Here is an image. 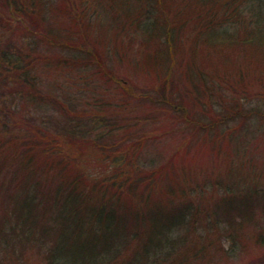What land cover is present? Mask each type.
<instances>
[{"label": "trees", "instance_id": "obj_1", "mask_svg": "<svg viewBox=\"0 0 264 264\" xmlns=\"http://www.w3.org/2000/svg\"><path fill=\"white\" fill-rule=\"evenodd\" d=\"M81 1L84 2L82 12L77 13L72 9L73 0H0V10L6 21L1 24L6 27L5 31L16 23L13 25L16 28L10 32L13 35L10 41L19 55L11 54L8 43L4 44L6 46L0 49V72L1 69L19 74L21 70L27 72L26 65L33 64L24 60V51L36 52L44 43L56 53L77 52V62L84 67L90 61L95 62L98 55L85 32L92 22V16L88 15L93 13L92 3L91 0ZM103 1L110 12L117 3L126 6L136 1L143 10L142 15L137 13V18L154 20L156 24L159 21L163 27L156 34L160 45L152 54L155 63L167 66V70L156 76L163 78L158 85L163 96L152 103L161 106L165 114L175 112L174 116L186 125L189 122L186 111L182 110V101L188 95L187 88L182 89L184 94L177 93L181 96L180 102L171 97L181 79L175 75L172 80L170 75L184 51L178 35L187 16L195 18L198 29L195 38L187 39L190 43L187 49H202L200 51L205 52L200 54L211 53L210 56L215 54L224 73L228 71L238 81H243L249 72L241 69L239 63L243 61L241 53L245 56L248 48L253 52L254 63H263V53L259 51L264 49V0ZM169 2L178 5V12L171 13L173 21L168 18ZM155 8L161 11L162 17L157 13L160 20L155 18ZM187 8L191 11L189 14ZM80 18L87 21L82 23L78 21ZM247 18L250 21H244ZM63 20L68 25L60 32L56 28ZM20 21L22 23L18 24ZM244 23L248 27L242 29L241 38L238 28ZM225 27H230L231 31ZM212 29H216L214 36H208L206 33ZM74 35L77 44H73ZM234 49L237 53L228 55ZM20 75L23 81L18 79L17 84L23 87L27 74ZM249 76L264 81V75L252 73ZM46 100L62 117L60 122L50 126L34 117L25 118L9 107H0L3 112L0 111V177L9 179L12 193L0 192V264H31L34 260L38 264H207L206 253H210V242L216 235L215 230H219L214 228V224L218 227V216L227 225L221 234H228L234 242L228 250L216 245L214 249L221 250L220 256L233 257L242 248L238 242L248 238L246 230L250 229V233H257L251 237L258 252L246 264H264V227L256 224V230H252L256 212L264 221V188H249V193L241 196L229 188L221 202L216 203V198L211 196V205L207 206L201 194L208 190L210 181L199 188L192 187L193 183L183 185L180 181L161 187L159 183L166 178L169 165L157 167V171L135 160L122 165L126 155L118 152L126 139L116 136L114 127L101 126L111 123L101 119V123L93 125L86 112H76V108L51 97L46 96ZM228 107L231 111L224 108L205 110L211 117L206 121L209 123L208 148L211 151L218 148V132L221 138H227L226 144L235 147L240 162L246 164L244 152L253 142L250 141V128L254 127L255 119L250 118L249 109L239 108L234 102ZM231 113L234 114L231 116ZM193 126L187 128L194 135L202 131ZM127 135L128 140L134 137V134ZM84 150H94L98 154L96 157L99 156L92 172L81 171L78 158ZM132 150V157H135V150ZM14 181L19 189L11 188ZM213 184L219 186L217 182ZM198 198L204 208L202 204L196 205ZM207 209L214 210L215 216L211 217ZM35 254L37 257L32 259Z\"/></svg>", "mask_w": 264, "mask_h": 264}, {"label": "rangeland", "instance_id": "obj_2", "mask_svg": "<svg viewBox=\"0 0 264 264\" xmlns=\"http://www.w3.org/2000/svg\"><path fill=\"white\" fill-rule=\"evenodd\" d=\"M73 2L72 9L77 13L82 12L84 2L81 0H73ZM90 3H92L93 13L89 12L88 15L92 16V22L85 32L97 52V60L90 61L91 63H87L88 66L84 67L83 63L77 62V52L59 51L60 53H56L47 44L39 43L40 48L36 52L24 51L23 53L24 60L31 61L33 64L31 67L26 65L27 72L20 71V74H27L24 78L27 81H24L23 87L17 84L18 79L23 81L18 72L1 69L0 107L3 106L6 109L9 107L23 114L25 118L34 117L41 124L50 126V124L60 122L62 117L46 100L47 96L76 108V112H86L87 119L93 125L101 123V119L111 123L101 126L114 127V134L126 139L123 149L118 152L119 155H126V160L122 161V165L135 160L152 171H157V167L169 165L170 170L166 178L159 183L161 187L180 181L183 185L193 183L192 187L199 188L205 181H210V185L206 187L208 190L201 194V200L207 206L211 205V196L216 198V203L221 202L229 188L240 196L248 194L249 188H264V81H258L249 76L252 73L257 76L264 75V49L259 51L263 53V63H254L253 54H251L253 52L249 48L244 51L245 56L241 53L243 61H240L239 67L248 69L249 73L243 81H238V78L230 75L228 71L223 72L219 62L215 60V54L210 56L211 53L200 54L205 52L200 51L202 49H187L190 45L187 39L195 38L198 29L195 26L197 23L194 21L195 18L186 17L183 30L178 35L184 51L178 56L177 68L170 75L172 80L177 75L181 79L179 82L181 84H177L172 90L171 97L179 101L181 96L177 93L184 94L183 90L187 88L186 94L188 95L182 101V110L186 111V120L191 128L194 125L202 129L194 135L192 130L187 128L189 125L174 116L173 109L174 113L165 114L161 106L152 103V100L155 101L156 98L163 96V92L158 87L163 78L158 79L156 76H161V73L167 70V66H159L155 63V56L152 54L160 45L156 34L159 30L162 31L163 27L158 24L159 21L156 24L154 20L145 21L146 18H137V13L140 14L143 10L139 8L140 4L136 1H130L126 6L117 3L111 12L103 0H91ZM169 3L171 7L168 18L173 21L171 13L178 12L176 8L178 5L175 2ZM183 5L188 4L183 2ZM160 12L155 8V14L161 15ZM189 12L191 11L187 8V14ZM3 15L4 12L0 10V49L8 43L9 52L19 57L16 47L12 48L13 44L10 41L13 36L10 32L14 30V27L16 28L13 26L16 23L12 24L6 32V27L1 24H6ZM161 17L157 14L155 18L160 20ZM78 21L85 23L87 20L80 18ZM203 21L207 22L206 19ZM244 21H250V19L247 18ZM21 23L20 21L18 24ZM244 24L238 28L241 38L244 33L242 29L248 27L246 23ZM66 25H68L67 22L63 20L60 22V27L56 29L62 32ZM221 29L224 28L221 27ZM225 30L229 32L231 28L225 27ZM215 32L216 29H212L206 34L214 36ZM76 38L74 35L73 44H77ZM17 45H19L18 42ZM248 50L251 52L249 53ZM222 52L227 53V51ZM233 53H237L235 49L228 55ZM258 61H261V58ZM17 63L21 64L19 61ZM186 73H189V76H186ZM164 77L167 76L164 75ZM165 91L167 94L168 89ZM233 102L239 108L249 109L250 118L255 119L254 127L252 128L251 125L250 128L252 137L250 141L253 142L246 147V152H244L246 153L245 161H248L246 164L240 162L241 159L237 156L235 147L226 144L227 138H221L218 132L215 131L218 148H214V151L209 150L206 140L207 125H209L206 121L209 122L211 117L206 114L205 110L212 108L214 111L224 108L226 111H231L228 106ZM92 119L95 120L91 121ZM215 123L219 124V122ZM127 134H134L135 138L128 140L129 135ZM213 136L214 132L211 133V137ZM137 138H139L138 141ZM132 149L135 150V157H132L134 153ZM96 154L94 150L92 152L83 151L78 158L81 161L80 167L83 168L82 170L78 165L81 171L85 173L93 171L95 161L99 160ZM156 177L158 178V174ZM212 182L219 183V186L216 187ZM8 183L9 179L0 177V192L11 193ZM12 184L14 185L11 188L19 189L16 181ZM228 195L231 194L228 193ZM200 204L204 208L199 199L196 205ZM209 213L211 217L215 216L214 210ZM217 219L220 221H217L218 227L214 224V228H219L220 231L215 230V234L219 236L215 235L210 242L212 248H210V253H206L207 264L209 262L211 264L248 263L251 260L250 257L258 252L253 242L254 234L257 233L254 231L250 233V229L246 230L248 238L238 242V244L241 242L242 248L233 257L226 258L225 255L221 257L219 254L221 250L218 251L214 247L220 245L223 250H228L234 242L228 234H221L227 225L223 224L220 216ZM252 222V230H256V224L264 227V221L259 216V212H256V218ZM197 233H200L199 229ZM243 244L246 248H243ZM181 252L185 253L183 249ZM32 257L35 259L37 255ZM34 263L38 264L35 260L31 264Z\"/></svg>", "mask_w": 264, "mask_h": 264}]
</instances>
